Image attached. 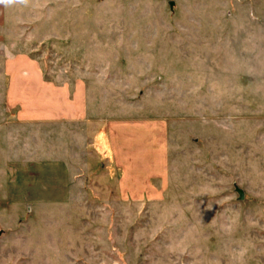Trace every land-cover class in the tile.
Instances as JSON below:
<instances>
[{
    "label": "rangeland",
    "instance_id": "rangeland-1",
    "mask_svg": "<svg viewBox=\"0 0 264 264\" xmlns=\"http://www.w3.org/2000/svg\"><path fill=\"white\" fill-rule=\"evenodd\" d=\"M5 3L2 54L96 119L0 136V264H264V0Z\"/></svg>",
    "mask_w": 264,
    "mask_h": 264
},
{
    "label": "crops",
    "instance_id": "crops-1",
    "mask_svg": "<svg viewBox=\"0 0 264 264\" xmlns=\"http://www.w3.org/2000/svg\"><path fill=\"white\" fill-rule=\"evenodd\" d=\"M5 13L7 5L0 3V55L3 56V75L0 74V77L6 78L5 86L3 88L0 86V92L3 93L0 109L4 111V118L0 120V136L18 144L21 122L51 126L65 123L89 124L92 119L95 120L96 118H93L95 115L92 116L91 112L94 107L89 99L84 100L88 97H85L87 90L83 83H75L72 95L69 96L65 83L55 84L47 80L39 63L33 57L19 52L2 54L4 41L9 38L6 37V31L10 29L9 26H13L4 21ZM43 132L45 136L51 135L48 127ZM112 144L113 146L109 145V149L115 148L114 139ZM36 167L45 177L42 199L58 198L55 193L57 189H62L69 183V172L66 171L63 161L53 162L49 159L37 163Z\"/></svg>",
    "mask_w": 264,
    "mask_h": 264
},
{
    "label": "clouds",
    "instance_id": "clouds-1",
    "mask_svg": "<svg viewBox=\"0 0 264 264\" xmlns=\"http://www.w3.org/2000/svg\"><path fill=\"white\" fill-rule=\"evenodd\" d=\"M7 2V0H0V3H5Z\"/></svg>",
    "mask_w": 264,
    "mask_h": 264
},
{
    "label": "water",
    "instance_id": "water-1",
    "mask_svg": "<svg viewBox=\"0 0 264 264\" xmlns=\"http://www.w3.org/2000/svg\"><path fill=\"white\" fill-rule=\"evenodd\" d=\"M172 2H170V4H171ZM240 194H241V191H240Z\"/></svg>",
    "mask_w": 264,
    "mask_h": 264
}]
</instances>
